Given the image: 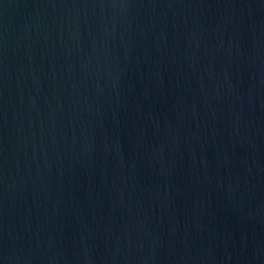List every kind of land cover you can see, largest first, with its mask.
I'll list each match as a JSON object with an SVG mask.
<instances>
[{"label": "water", "instance_id": "1", "mask_svg": "<svg viewBox=\"0 0 264 264\" xmlns=\"http://www.w3.org/2000/svg\"><path fill=\"white\" fill-rule=\"evenodd\" d=\"M0 264H264V0H0Z\"/></svg>", "mask_w": 264, "mask_h": 264}]
</instances>
